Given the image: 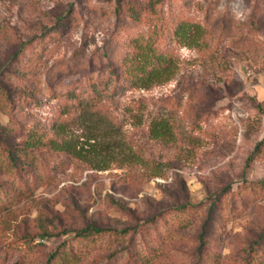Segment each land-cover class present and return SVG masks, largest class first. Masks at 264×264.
Returning a JSON list of instances; mask_svg holds the SVG:
<instances>
[{
    "label": "rangeland",
    "instance_id": "obj_1",
    "mask_svg": "<svg viewBox=\"0 0 264 264\" xmlns=\"http://www.w3.org/2000/svg\"><path fill=\"white\" fill-rule=\"evenodd\" d=\"M181 21L201 25L197 45L173 35ZM137 36L173 58L167 80L130 84ZM83 102L101 127L77 122ZM162 116L171 135L152 138ZM56 250L264 264V0H0V264Z\"/></svg>",
    "mask_w": 264,
    "mask_h": 264
},
{
    "label": "trees",
    "instance_id": "obj_2",
    "mask_svg": "<svg viewBox=\"0 0 264 264\" xmlns=\"http://www.w3.org/2000/svg\"><path fill=\"white\" fill-rule=\"evenodd\" d=\"M173 35L184 45L195 46L200 42L201 36L203 35V28L200 24L195 22L181 21L174 27ZM121 66L123 67L122 71L126 74L131 85L144 87L167 80L173 74L175 68L173 58L163 51L157 50L152 36H137L132 39L130 41V50L122 57ZM90 106L91 105L87 102H83V104L79 106L77 122L99 128L101 124L103 125L105 123V118ZM149 127V135L152 138L166 139L171 135L168 116L154 118ZM91 138L92 136H89L85 141H89ZM50 145L55 151L68 150L66 142L62 140H51ZM30 150L31 145L29 148L25 147L22 156L27 157ZM6 157L15 164L17 154L9 150V148L6 150ZM92 231L94 233H101L103 229L92 227ZM90 233L91 232H86V229L78 230L75 237H86L90 235ZM203 233L204 230L201 231L200 236H202ZM65 245L66 244H63L62 247ZM58 252L59 251L56 250L48 254L45 260L46 264H51V262H53V264H61L62 258Z\"/></svg>",
    "mask_w": 264,
    "mask_h": 264
}]
</instances>
